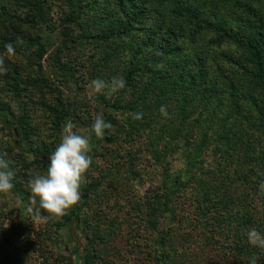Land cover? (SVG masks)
I'll list each match as a JSON object with an SVG mask.
<instances>
[{"label":"rangeland","instance_id":"obj_1","mask_svg":"<svg viewBox=\"0 0 264 264\" xmlns=\"http://www.w3.org/2000/svg\"><path fill=\"white\" fill-rule=\"evenodd\" d=\"M65 2L43 0L45 18L34 25L24 22L31 10L27 3L25 5V0H0V5L9 13L0 19V55L4 56L7 68V73L0 75V101L9 105L16 115L28 112L33 141L44 138L52 153L60 143L67 124H74V131L88 136L91 144L89 155L92 164L82 180L81 200L77 203L81 210L77 220H70L56 230L55 223L60 217L33 221L26 211L28 204H21L20 208L10 194L4 199L7 203L5 211L10 214L2 227L10 229L12 225L21 223L24 231L21 238V264H81L84 253L93 255L94 262L91 264H155L154 255L161 249V234L166 236L167 251L174 254L169 264H248L243 257L239 256L240 260H237L233 256L234 251L229 249L230 227L217 226L196 212L200 188L197 179H192L200 170L195 174L190 167L200 159L198 167L215 168L212 163L215 159L214 144L206 145L200 151L202 155L199 159L193 156L185 158L182 149L175 146L171 150H162L161 141L149 139L152 132V135L158 133L160 124H154L146 130L130 128V122L135 120L132 118L133 113H143L142 118L146 119L147 114L158 106L155 95L160 92L159 87L152 86L153 92L145 96L143 107L140 105L137 109L132 103L130 88L125 90L121 98L117 92L110 93L107 89L96 93L91 83L96 79L111 81L114 76L124 79L125 68L131 62L133 50L138 47L141 52L136 54L134 63L140 67L142 59L144 63L149 60L154 53L153 47L148 44L141 46L140 42L148 32H155V37L159 38L164 30L177 28L179 23L184 25L183 17H180L184 6L190 5L197 14L207 19H213L220 13L226 25L235 29L243 28L234 20L243 15L242 9L234 6V0H211V4L210 0H154L150 1L147 20L142 23L151 31L138 27V30H133L127 36L104 40L101 35L113 27L111 19L119 16L115 9L118 5L115 0H91V7L86 9L80 19L85 31L73 24L69 26L73 30V40L69 42L70 48L61 52L62 32L65 31L63 19L68 13ZM251 3L264 15V0ZM223 4L229 5V9ZM13 23L21 32L10 30ZM84 32L86 38L78 42L77 37ZM21 34L41 39V56L38 55L36 44L30 45L18 37L14 38L15 42L10 41L12 36ZM5 36L9 38L4 39ZM208 38L209 35H200L198 40L201 46ZM9 43L14 46L13 53L7 52L5 45ZM179 44L183 46L182 53H187V44ZM192 49L193 45H189V50ZM210 49L215 53L230 52L233 46L222 44L217 49L211 45ZM161 63L166 68L169 62L164 60ZM164 70L166 72L167 69ZM10 77L20 79L21 91L18 94L13 91ZM153 77V73H144L138 88L143 90L145 84L152 83ZM40 81L45 82L43 88L37 87ZM26 87L28 89L24 90ZM154 96L155 103L152 100ZM116 97L120 107L119 103L118 107L115 104L111 106ZM62 103L64 109L69 107L77 118L68 117L57 129L49 107L61 106ZM166 106L169 114L167 118L170 119L175 113L176 102H167ZM241 106L247 111L245 101L241 102ZM97 114H102L104 119L107 114L112 117L113 127L106 131L102 139L96 138L91 132ZM163 118L160 123L167 119ZM10 133L0 126V145L4 137L8 138L12 144L8 150L14 153L20 149L13 143L16 135L11 133L13 138L7 136ZM148 143L157 145L159 157L152 154ZM16 160L11 163H16ZM42 163L41 168H38L39 164L33 155L22 152V177L44 173L49 158ZM190 175L192 178H189ZM175 179L181 182L186 179L189 182L187 189L178 191ZM206 179L215 181L209 177ZM158 198L165 201V210L159 209L160 203L154 207L155 199Z\"/></svg>","mask_w":264,"mask_h":264},{"label":"trees","instance_id":"obj_2","mask_svg":"<svg viewBox=\"0 0 264 264\" xmlns=\"http://www.w3.org/2000/svg\"><path fill=\"white\" fill-rule=\"evenodd\" d=\"M90 1L66 0L68 13L63 19L65 31L62 32L61 52L70 48L69 42L73 40L71 38L73 30L72 27L69 29V26L73 24L72 26H78L85 31L80 19L86 9L91 7ZM150 1L154 0H115V4L118 5L115 9L119 16L111 19L110 24L114 25L101 35L103 39L127 36L133 30H138V27L151 31L146 25H142L147 20V7ZM218 1L221 0H215ZM251 1L259 2V0L233 2L234 6L240 7L243 12L242 16L234 18L238 26L243 27L239 29L228 27L220 13L213 19H207L197 14L195 8L190 5L182 7L183 14L180 13V17H183L184 25L179 23L177 28H166L159 38L155 37V32H148L145 39H142L141 46L145 44L152 46L154 53L145 63L142 59L140 67L134 62L141 48L133 50L131 62L129 61L125 68V88L118 91L117 96L122 98L125 90L130 88L132 103L138 109L140 105L143 107L145 96L153 92L152 86L159 87L160 92L155 95L158 100H155V96L152 98L158 106L147 114L146 119L131 121L130 128L146 130L154 124L155 126L160 124L158 133L152 135V132L149 139L161 141L162 150H171L174 148L172 146H175L182 149L185 158L193 156L199 159L202 155L200 151L205 149L206 145L214 144L215 159L212 163L215 164V168L198 167L200 159L190 167L195 174L200 170L197 175L192 173L195 176L192 180L197 179L196 183L200 188L196 212L204 218H209L207 221L216 223L217 226L230 227L229 249L234 251L233 256L237 260H240V256L250 264L254 257L256 264H264V248L250 245L247 236L252 228L264 234V193L259 189L260 183L264 182V15L253 7ZM42 2L43 0H25V5L27 3L31 10L24 22L36 25L37 21L45 18L46 8H43ZM223 6L229 9V5ZM8 15L5 8L0 5V19ZM10 28L14 33L21 32L14 23ZM200 35H209L202 46L198 40ZM17 37L20 40L23 38L24 42L30 45L36 44L38 55L41 56L43 43L40 38L21 34L12 36L10 41L15 42L14 38ZM6 38L9 37L5 36L4 39ZM85 38L84 32L77 37V41ZM183 42L188 46L187 53L184 51L182 53L183 46H179V43ZM222 44L232 45L233 50L211 52V45L218 49ZM189 45H193L192 50H189ZM164 60L169 62L166 68L161 63ZM62 65L63 62L60 66ZM65 69L67 71V68ZM164 69H167L168 74ZM147 72L153 73L152 83L155 85L145 84L141 90L138 86L142 83L141 77ZM10 80L13 91L18 94L20 79L10 77ZM44 85V81L37 82L38 88H43ZM170 101L176 102L177 110L175 108L173 117L169 116L170 119L167 118L164 123H160L164 118L159 109L161 105H166ZM242 101H245L247 111L241 106ZM117 103L120 107L119 99L116 97L111 106L114 104L117 106ZM68 108L64 109L63 103L61 106L49 107L53 112V124L57 125V129L61 128L60 125L68 117L77 118V115L72 114L73 111ZM28 114L24 112L22 115L21 113L16 115L9 105L0 101V126L16 135L15 138L11 133L7 136L13 138V143L20 149L14 153L8 150L12 144L5 137L0 145V154H6L10 167L16 172L13 181L15 187L10 195L20 208L21 204H30L31 193L27 188V181L34 176L25 175L26 179L22 177L21 170L24 169L21 168L22 152L33 155L35 162L39 164L38 168H41L42 162L52 154L47 146L48 142L43 141L44 138L40 139L41 141H33ZM105 120L111 123V115L107 114ZM37 142L39 143L36 144ZM149 146L152 154L159 157L157 145ZM15 158L16 163H11ZM179 177L181 179V175ZM206 177L215 181L207 180ZM189 178H192L191 175ZM188 183L186 179L182 182L175 179L178 191L187 189ZM8 195L0 194V254H2L0 264H21V238L24 236L21 223L12 225L10 229L2 227L9 213L5 211L7 203L4 202ZM157 203H160L159 209L165 210L163 207L165 201L162 198L155 199V208ZM80 210V205L73 206L67 215L56 221V230L70 220H77ZM166 240V236L161 234L159 239L161 249L154 255L155 264H169L174 255L167 251ZM92 262L93 255L84 253L81 264Z\"/></svg>","mask_w":264,"mask_h":264},{"label":"clouds","instance_id":"obj_3","mask_svg":"<svg viewBox=\"0 0 264 264\" xmlns=\"http://www.w3.org/2000/svg\"><path fill=\"white\" fill-rule=\"evenodd\" d=\"M19 43L22 41L18 40ZM8 53L14 52V46L5 45ZM7 68L4 56L0 55V75L6 74ZM93 90L102 93L107 89L110 93L118 92L125 88L126 81L122 77L114 76L111 81L101 79L93 80ZM161 115L168 117L166 105L159 109ZM143 113H133L132 118L140 120ZM113 125L107 122L102 114H97L91 126L95 137L102 139L106 130H111ZM74 124H67L60 143L49 157V163L44 173L36 174L27 181L30 190V204L26 211L33 221H47L67 215L69 210L81 200V184L85 174L92 164L90 138L74 131ZM15 170L10 167L6 154H0V194H10L14 189ZM259 189L264 193V182ZM248 242L254 247L264 248V234L252 228L247 233ZM250 264H256L253 257Z\"/></svg>","mask_w":264,"mask_h":264}]
</instances>
